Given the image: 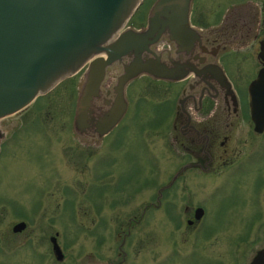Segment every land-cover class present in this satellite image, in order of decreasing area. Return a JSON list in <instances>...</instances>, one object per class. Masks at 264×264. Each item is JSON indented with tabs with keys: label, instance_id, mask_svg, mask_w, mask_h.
Listing matches in <instances>:
<instances>
[{
	"label": "rangeland",
	"instance_id": "rangeland-1",
	"mask_svg": "<svg viewBox=\"0 0 264 264\" xmlns=\"http://www.w3.org/2000/svg\"><path fill=\"white\" fill-rule=\"evenodd\" d=\"M153 1L144 0L123 28L141 29ZM77 77L78 73L38 100V115H42L43 119L35 124L33 119L27 127H22L19 136L14 140L8 138L0 152V248L6 253L7 264H33V261L34 264H111L120 259L122 251L126 252L124 264H206L203 256L196 261V247L190 250V244L186 243V238L191 240V236L194 243L196 237L199 238L200 252H209L206 256L211 257V264H235L232 251L247 246L237 242L239 237L247 235L250 248H243V251L245 256H250L249 249H255L264 237V189L256 190V176L258 172H264V150L258 149L249 161L243 160L247 152L256 149L259 140L250 131L246 133L244 126L232 136L239 141L232 143L231 163L212 174L196 175V172H191L166 195L168 201L175 202L188 194L193 203H196V197L204 203L206 212L197 234L184 232L182 237L180 232L184 226L182 223L179 230L175 216L173 221H164L160 211L150 210L145 212L143 223L130 226V234L125 237L119 256H115L116 246L128 230L126 220L132 213L131 208L140 202L154 201L157 185L167 180L175 170L177 163L169 158L164 159L166 175L160 176L157 183H152L146 195L138 193L130 182L121 184L123 192L113 195V201L103 195L99 199L102 204L99 213L107 220L105 224H79L83 219L79 191L85 173L80 170L79 163H62L59 153L53 154L54 147L63 143L64 131L60 129L69 119L68 88ZM155 92L159 89L156 88ZM34 107L36 103L33 100L18 113L1 119L0 130L25 122L34 115ZM244 138L248 142H243ZM135 150L142 153L138 144ZM250 163L246 174L245 165ZM117 170L119 182L130 178L126 166H119ZM99 188L95 185L91 187L97 197L101 193ZM257 191L262 194L259 202ZM258 205L263 214L259 217L256 211ZM175 213L174 210L173 215ZM116 216L118 220L120 218L121 226H113ZM18 221H23L25 227L13 233L11 227ZM55 232L58 233L57 242L62 245L63 261H56L50 250L48 236L55 239ZM237 262L244 264L245 257Z\"/></svg>",
	"mask_w": 264,
	"mask_h": 264
},
{
	"label": "flooded vegetation",
	"instance_id": "flooded-vegetation-1",
	"mask_svg": "<svg viewBox=\"0 0 264 264\" xmlns=\"http://www.w3.org/2000/svg\"><path fill=\"white\" fill-rule=\"evenodd\" d=\"M188 22L189 26L196 29L199 39L216 44L214 56H206L198 61L196 69L208 65L217 66L216 72L223 75L232 92L235 98L234 115L233 120H227V131L225 130L223 114H217L214 97L202 93L199 94V108L192 106L191 100H185L189 124L201 142L198 144L189 143L181 124L174 122L177 101H183V93L191 95V91H187V86L194 84V74L184 78L172 79H158L147 74H141L131 79V82L126 83L124 87L125 109L118 122L111 127L110 132L100 137L77 134L73 129L72 121L77 96L85 82L87 64L73 75L57 83L48 92L38 95L34 99V103H36L34 115L25 122H17L18 124H14L13 127H6L4 131L0 130L1 152L7 140L10 138L14 140L19 136L23 131L22 127H27L33 119L34 124L43 119L42 115H38L40 111H38L37 103L40 99L49 95L58 85L73 78L78 73L77 80L68 88L69 119L67 124L62 125L60 129V131H64L62 133L63 143L56 148L54 147L53 154L58 155L59 153L62 163H79L80 170L85 173V180L79 191L82 200L80 206L82 211L80 212L83 216L79 223L81 226H86L88 222H90L89 226H99L107 222L99 213L102 205L99 203V199L102 195L104 198L113 201L112 196L123 192L120 190L123 189L121 184L126 182L132 183L138 193L146 195L149 186L152 183H157L160 176L166 175L164 159L169 158V160L176 161L175 170L167 180L159 183L155 188L154 201L140 202L131 208L132 213L126 220L128 230L125 231L123 238L116 246V257L119 256V250L125 237L130 234V226L143 223L145 212L150 210L160 211L164 221H173L175 216L176 226L179 230L182 223L184 226L180 232L181 236L184 232L198 233L206 212L204 203L200 202V198L196 197V203H193L189 200L190 195L186 194L185 198L179 197L176 199L177 201L179 199V202H174L168 201L166 195L169 191L175 190L180 180L191 172H196V175L212 174L216 169L231 163L230 157L234 147H232V143L239 141L233 139L232 136L235 132L240 131L242 126H244L246 133L250 131L254 137L259 138L256 151L247 152L243 160L249 161V158H252L258 149L264 150V128L260 132H255L250 119L251 99L261 101L264 98V0H191ZM174 47L172 41L163 38L154 43L151 50L154 54L168 50L169 58L175 54ZM119 71L120 66L116 65L105 72L100 95H109V89L115 86ZM156 88L159 89V92H155ZM64 137L66 138L64 139ZM243 142H248V140L244 138ZM136 144L140 145L141 154L136 152ZM161 159L164 161L163 168L161 167ZM251 163L245 165L244 172L246 174L249 172L247 170ZM152 165L154 166L152 167ZM119 166H126L130 173V178L123 183L118 180L117 168ZM151 169L153 170L151 171ZM163 172L164 175H162ZM256 177V190H263L264 172H258ZM92 185L100 186L101 193L98 197L96 196L97 193L92 191ZM261 195L257 191L258 202ZM97 200L98 203L96 204L95 201ZM138 206H140L139 210L137 209ZM258 207L259 205L256 211L259 217L263 214L262 209H260L261 206L259 209ZM197 208L202 209V213L196 219ZM174 210L176 211L175 215H173ZM136 211L139 212L136 213ZM114 221L113 226L122 225L117 216ZM252 221L251 219L250 224L253 223ZM57 237V232H55V239L53 236H48L50 250L56 261H63L62 245L57 242ZM32 238L34 239V236ZM207 238L209 239L210 236ZM51 239H54L60 250V258H56L53 252ZM190 239L189 237L186 238V243L190 244V250L196 247V261L203 256L205 263L211 264V257L206 256L209 252L202 254L200 252L199 238L196 237L195 243L193 236ZM248 239V235L238 238L237 242L247 246H242L241 249L238 247L237 250L232 251L234 253L232 258L236 259L235 264L242 257H245L244 264H250L256 252L264 247V237H262L255 249H249L250 256H245L243 248H250V240ZM125 257L126 252L122 251L120 259L111 264H124ZM6 259L5 251L0 248V264H7Z\"/></svg>",
	"mask_w": 264,
	"mask_h": 264
},
{
	"label": "water",
	"instance_id": "water-1",
	"mask_svg": "<svg viewBox=\"0 0 264 264\" xmlns=\"http://www.w3.org/2000/svg\"><path fill=\"white\" fill-rule=\"evenodd\" d=\"M143 0H0V120L26 108L38 95L87 64L85 82L79 90L73 116L77 134L100 137L111 131L125 109L124 87L131 79L147 74L158 79L184 78L194 74L177 101L175 122L189 143H201L191 128L185 100L199 108V94L214 97L217 114L233 120L234 96L217 66L196 69V63L214 56L215 43L199 39L189 26L191 0H154L145 25L139 30L123 28ZM166 38L175 45L154 54L151 46ZM119 65L109 95H100L105 72ZM261 99V98H260ZM253 130L264 128V98L250 102ZM174 178V177H173ZM202 209L197 208L195 218ZM25 227L14 223L13 233ZM53 252L60 258L54 239ZM264 247L250 264H264Z\"/></svg>",
	"mask_w": 264,
	"mask_h": 264
},
{
	"label": "trees",
	"instance_id": "trees-1",
	"mask_svg": "<svg viewBox=\"0 0 264 264\" xmlns=\"http://www.w3.org/2000/svg\"><path fill=\"white\" fill-rule=\"evenodd\" d=\"M140 7V6H139ZM136 12V11H135Z\"/></svg>",
	"mask_w": 264,
	"mask_h": 264
}]
</instances>
